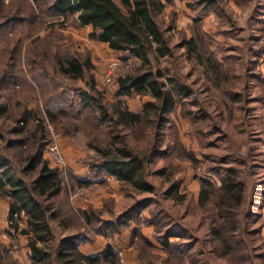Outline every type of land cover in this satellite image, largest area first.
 Returning <instances> with one entry per match:
<instances>
[{
	"label": "rangeland",
	"instance_id": "obj_1",
	"mask_svg": "<svg viewBox=\"0 0 264 264\" xmlns=\"http://www.w3.org/2000/svg\"><path fill=\"white\" fill-rule=\"evenodd\" d=\"M31 1L33 2L5 0V4L12 8L21 2L25 6L28 5L26 6L28 8L31 7ZM181 1H184L186 4L184 8L187 10L172 11L170 5H167L168 11L165 8L158 16L170 37L173 55L159 58L153 55L151 68L161 70L165 78H174V84L192 85L190 87L194 93L182 96L175 111L166 115L168 121L160 129L159 141L160 148L166 150L169 144L181 141L187 157L183 152L181 154L170 152L168 156L158 153L146 169L145 179L154 186L152 191H141L122 183L117 178L105 179L107 183H103L102 178L95 176L91 169V164L101 155L99 147H109L115 151L117 146L128 143L141 153L148 151L155 139L154 123L126 126L119 121V113L121 110H130L141 114L145 103L153 98L137 93L127 96L118 94L119 78L130 73L142 72L147 67L142 66L139 59L129 55L106 57L104 55L106 45L102 43L101 46L99 41L91 37L90 39L95 42L87 41V44L83 45L82 42L75 41L72 33L67 31L69 27L80 26L76 16L54 17L46 25H33L36 30L42 29L25 41L21 55L22 67L27 73L33 70L38 74L43 66V71L49 78L42 84L43 87H36L37 100L33 97V89L27 87L26 82L25 85L22 84V78L19 79L20 83L0 89V102H8L5 112L0 105V131L4 133V137L0 138V152L5 156H13L14 163L18 159L15 154L17 156L21 154L18 148L8 151L9 143L17 138L10 132L16 126L13 119L15 113H19V108L13 109L14 105L10 104L20 97L29 107L42 109L49 136L42 153L43 159L49 166L65 172L67 178L65 186L71 191L70 201L76 209L89 210L90 207H94L96 210H106L102 215L93 213L96 224L101 225L105 232L106 221L113 220L136 201L152 197L154 201L143 213L144 218L150 217L152 214L150 209L160 211L165 223L163 230L175 228L174 231L183 234L182 242H192L190 253L196 256L198 264H225L224 259L215 255L211 239L212 227L218 219L216 200L221 185L220 176L214 170L226 175L228 168L232 166L242 169L241 177L246 178L247 182V197L243 210L250 213V218L245 224L253 230V234L249 236V240L252 241V252L258 254V260L264 264V258L259 259L264 253V0ZM193 3L194 9L191 7ZM197 16H202L204 21L200 22L196 19ZM189 23L196 28L203 27L216 38L219 42L214 44L213 49L219 61L229 69L231 65L233 66L232 78L222 81L220 87L210 82L201 66H195L193 61L187 58L186 48L181 46L184 38L191 36ZM38 36L41 39L32 45V40ZM48 36H52L56 44L63 43L70 50L84 53L90 51L93 67L87 69L85 74L77 79L59 74L53 56L42 55L41 49L46 48L44 45L48 44L45 43ZM210 58L213 60L212 56ZM116 59L121 62L114 66L113 60ZM30 60L33 62L29 63ZM107 67L113 68L114 72L113 81L110 83L106 79ZM17 74L23 77L20 73ZM92 84H95L99 92L91 88ZM63 88L69 92L71 99L67 95L61 99L62 101H50V104L58 111L67 112V116L56 114L52 119L47 115L45 102L56 96ZM86 91L98 96V99L86 101L90 106L80 115L79 110L84 100L82 94ZM10 96L13 97V102L9 99ZM104 112L109 117L100 124H97L99 121L97 119L85 117L93 113L100 119ZM150 118L155 119L153 113ZM52 142L59 144L63 155L62 162H57L50 153L48 146ZM27 148L28 146L25 149ZM18 164L23 165L22 162ZM35 175L36 173L31 172L28 177L32 178ZM75 176L90 178L92 181L79 185L72 178ZM207 177H210L212 183H206L202 189L201 178ZM173 184H180V188L168 193ZM4 187L0 192L5 191ZM99 196L102 197L98 198ZM65 198L67 197L59 196L54 198L53 202L64 208ZM110 198H113V203H107ZM80 201L86 202L87 207H81ZM28 218V214L22 212L16 226V222L12 223L10 216L9 198H0V243L12 249L13 258L20 264H28V260L30 261L29 235L22 233L28 226ZM59 222L57 218L52 219V232L42 231L43 237L38 239L40 246H45L52 252H56L62 236L75 232L76 226H81V230L88 231L89 228L95 232L88 222L83 227L80 222L71 221V229L68 231L64 230ZM143 228L161 247L156 237L159 235L157 230L146 224ZM31 234L36 236L34 232ZM96 235H102L110 240L104 233ZM109 243L114 244V240H110ZM156 252L161 259L168 256L161 248ZM14 259L6 264H15ZM120 259L121 264L126 263L122 251ZM182 261L181 264H184V259ZM186 263L192 264L188 258ZM39 264L57 263L52 258ZM75 264L89 263L77 259Z\"/></svg>",
	"mask_w": 264,
	"mask_h": 264
},
{
	"label": "trees",
	"instance_id": "obj_2",
	"mask_svg": "<svg viewBox=\"0 0 264 264\" xmlns=\"http://www.w3.org/2000/svg\"><path fill=\"white\" fill-rule=\"evenodd\" d=\"M176 0H33L31 7L19 3L12 8H8L5 0H0V89L6 86L20 83L33 89V97L37 100L38 90L36 87H43L47 82L46 73L42 71L36 74L33 70L25 72L22 67V48L26 40L30 39L36 31H40L54 17L77 16V20L83 25H91L90 37L96 41L103 42L116 51H125L129 56L135 57L142 62L146 70L138 73H130L119 78L118 94L127 96L137 93L152 97L144 105L141 114L130 110H121L119 121L126 126H137L138 124L154 123L155 134L154 143L148 148L146 153H141L134 147L124 143L117 146L115 151L109 147L100 148L101 155L91 164V169L95 176L102 178L101 182L106 183V177L117 178L122 183L129 184L133 188L141 191H152L154 186L145 178L147 175V165L152 162L158 153L168 156L170 152L181 154L184 147L181 141L176 144H169L166 149L160 148V129L168 121L167 116L174 112L180 104L182 96L194 93L189 83L180 85L174 84V78H165L161 70L151 68L152 57L172 56L173 48L167 30L158 19L159 14L164 11L167 5H174ZM34 3V4H33ZM196 4V3H195ZM194 9V3L191 4ZM207 9H203L206 11ZM202 16L196 19L204 21ZM65 22V21H63ZM40 24V30H36L33 25ZM64 24V23H63ZM191 36L185 37L181 46L186 48L187 58L193 61L195 66H201L214 86L220 87L224 80L232 78L228 66H224L219 61L214 44L219 42L211 36L203 27L196 28L193 24H188ZM186 33V31H185ZM41 39L40 36L32 40V45ZM42 48L44 57L53 56L55 66L59 74L67 77L80 78L87 69L93 67L91 52H78L67 48L63 43L56 44L52 36H48ZM209 52V54L207 53ZM212 56L213 60L210 58ZM33 61H29L32 63ZM47 62V61H45ZM20 73L23 77H19ZM27 73V74H26ZM95 81V80H94ZM264 82V80H263ZM61 86V84H58ZM191 86V87H190ZM64 87V86H63ZM92 89L95 84H92ZM99 92V91H98ZM69 92L64 88L49 99L46 104L48 117L52 119L57 115L67 116V112L58 111L52 107L50 101H62ZM83 105L79 114H84L90 106L89 100H97L98 96L91 92H84ZM1 98V96H0ZM13 97L10 96L9 99ZM14 100L12 99V102ZM45 101V100H44ZM87 101V102H86ZM7 101H1L2 111L7 109ZM13 109L19 108V113H15L14 122L16 126L12 128L11 134L17 138L8 145V151L15 148L21 150V154L15 156L18 161L14 163L13 156H5L0 152V190L6 185L8 188L0 192V198H9L10 216L12 223L18 225V218L22 212L29 216L28 226L22 233L29 235V245L31 248V264H39L42 261L54 258L57 264H75L77 259L85 260L89 264H121L120 251L115 244H108L106 249L99 254L87 257L80 252V245L86 242H94L97 233H104L112 239L119 238L127 230L133 229L130 236V246L138 251V264H184L188 258L192 264H198L196 256L190 253L192 242H182L183 234L174 231L173 228L163 230L165 223L160 211L152 210L150 217L143 216V213L154 201L152 197H146L136 201L124 212L115 216L113 220L106 221V231L102 226L97 225L93 213L102 215L106 210H96L94 207L87 209H76L70 201V189H66L67 178L65 172L59 168L49 166L43 159V150L48 142V130L45 125V117L42 109L32 108L22 98H18L13 104ZM59 105V104H58ZM187 111V110H186ZM190 111V110H188ZM154 114L155 119L151 120L150 115ZM190 113V112H189ZM85 116L91 120L106 121L108 114L100 119L96 114L89 113ZM144 120V121H143ZM89 121V120H88ZM102 121V122H103ZM4 133L0 131V138ZM21 137V138H20ZM160 138V139H159ZM113 144V142H109ZM28 146L27 149H25ZM220 176L216 208L218 219L211 230L213 251L225 260V264H261L258 254L252 252V245L249 236L253 230L245 224L250 218V213L243 210V205L247 197L246 178L241 177L242 169L236 167L228 168V173L222 175L218 170H214ZM36 173L35 177L29 178V173ZM105 177V178H103ZM79 185L89 184L90 178L72 177ZM99 178V179H100ZM71 179V178H70ZM202 189L206 183H212L210 177L201 178ZM78 186V185H77ZM180 188V184L170 186L168 193L175 192ZM67 197L63 200L64 208L56 205L54 198ZM108 202L113 203V198ZM156 211V212H155ZM59 219V223L64 230L71 229V221H78L85 225L86 222L92 225L88 231L74 227L75 232L62 236L57 245L56 252L49 251L47 247L40 246L38 239L42 236V231L52 232V219ZM85 222H84V220ZM153 226L157 230V239L161 247L143 231L144 225ZM31 232L36 233L34 237ZM191 245V246H190ZM161 248L168 256L161 259L156 252ZM12 249L0 243V264L14 259ZM260 258H264V253ZM181 261V262H180ZM15 264H20L14 259Z\"/></svg>",
	"mask_w": 264,
	"mask_h": 264
},
{
	"label": "crops",
	"instance_id": "obj_3",
	"mask_svg": "<svg viewBox=\"0 0 264 264\" xmlns=\"http://www.w3.org/2000/svg\"><path fill=\"white\" fill-rule=\"evenodd\" d=\"M184 7H186V4L184 3V1L182 2L181 0L180 1L176 0L175 4L173 6L170 5V8L173 9L172 11H174V10L180 11L183 9L187 10V8H184ZM166 11H168V6H166ZM76 18H77V16H76ZM78 23L80 25L79 27H74V26L69 27L67 32L72 33L74 40L82 42L83 45L87 44V41H93L90 39V33L92 31V26L91 25H83L79 21H78ZM93 42H95V41H93ZM98 43H101V46H102L103 42H98ZM103 44L106 45L105 47L107 50H110V51H105L106 49L104 50V55L106 57L110 56V55H112V56L113 55H115V56H119V55L128 56L129 55L125 51H116V50H113L111 48L108 49L109 45L106 43H103ZM110 178L111 177H106V180H108V179L110 180ZM106 183H107V181H106ZM100 197H102V196H99L98 198H100ZM79 205H81V207H83V208L87 207L86 202H84V201H80ZM132 230L133 229L127 230L124 234H122L117 239H112L109 237L110 240H114V244L116 245L117 249L122 251V253L125 255V258H126L125 264H138L139 263L138 251L136 249L132 248L130 246V242H129ZM143 231L146 235H148L147 234L148 232L146 229L143 228ZM109 241L106 237L100 235V236H97V239L94 242H86V243L81 244L79 249L83 255H85L87 257H92V256H95V255L99 254L100 252L104 251L106 249L107 245L109 244ZM12 253H13V251H12ZM28 264H31V259H30V261L28 260Z\"/></svg>",
	"mask_w": 264,
	"mask_h": 264
},
{
	"label": "built area",
	"instance_id": "obj_4",
	"mask_svg": "<svg viewBox=\"0 0 264 264\" xmlns=\"http://www.w3.org/2000/svg\"><path fill=\"white\" fill-rule=\"evenodd\" d=\"M61 18H65V17L64 16H61ZM113 61H114L113 62L114 63L113 64L114 66H116L117 62L118 63L121 62L118 59L113 60ZM113 75H114L113 68H108L107 67L106 79H107V81L109 83L113 81V79H112ZM123 77H125V76H123ZM48 148H49L50 153L54 156V158H55V160L57 162H62L63 161V155L61 153L60 146H59L58 143L52 142L51 144H49ZM74 195H78V193H74Z\"/></svg>",
	"mask_w": 264,
	"mask_h": 264
}]
</instances>
